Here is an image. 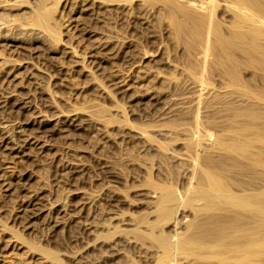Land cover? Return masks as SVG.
Listing matches in <instances>:
<instances>
[{
  "label": "rangeland",
  "instance_id": "1",
  "mask_svg": "<svg viewBox=\"0 0 264 264\" xmlns=\"http://www.w3.org/2000/svg\"><path fill=\"white\" fill-rule=\"evenodd\" d=\"M39 1L0 0V264H149L158 253L118 227L153 202L147 179L180 189L185 142L218 133L228 105L264 112L263 58L235 49V73L218 64L211 29L232 34L228 0H46L50 32L32 20ZM211 5L203 40L177 35L174 10Z\"/></svg>",
  "mask_w": 264,
  "mask_h": 264
},
{
  "label": "bare ground",
  "instance_id": "2",
  "mask_svg": "<svg viewBox=\"0 0 264 264\" xmlns=\"http://www.w3.org/2000/svg\"><path fill=\"white\" fill-rule=\"evenodd\" d=\"M45 2L46 0H40L39 6L36 4L37 6L35 7L37 8L35 11L33 10L36 13H34L35 15L32 14V20L36 26L48 29V32H50L52 29L49 22L50 14L44 8ZM228 2L231 4L233 14L231 22L232 34L230 33L229 37L224 38V36L218 34L219 30L214 26L215 24L211 29L216 36H214L216 40L214 39L215 42L213 41V47L217 55L218 64L220 67L226 68L224 70L235 73L234 65L229 62L232 59L230 53L235 49H239L246 56L248 64L249 62V65L252 63V67L256 65L255 60L258 55L262 56L263 60L258 61L256 66L258 67L257 70L259 69L264 74V0H228ZM168 3L170 5L173 4L172 0L171 3L170 1ZM169 4L165 3L166 7ZM179 5L183 9L185 8L178 3ZM168 7V10L171 11L172 8ZM209 7V11L207 10L206 14L193 13L195 11L191 9V11H187L188 13L186 12L187 15L185 13L182 15L185 11L182 8H178L177 12L174 10L175 8L177 9L175 6L173 9L175 13L181 14L182 17L185 16V20L183 18L178 20L176 18L178 14L174 16V11L172 12L174 15L168 11V14L171 13L169 18L177 35L181 38L191 39L194 42L203 40L206 29L204 28L205 24L210 20L214 11V5ZM227 61L234 67L233 69L227 65L225 67ZM236 79H234L236 81L234 84L237 85L238 79ZM258 99L264 105V93L259 95ZM246 106V108H239L242 110L241 112L228 105L231 113L226 108L224 115L226 113L228 116L231 114V120L229 121L226 115L228 121L227 118L224 120L225 122L223 121L224 124L222 123L221 126H224L221 127L218 133L216 131H214L216 134L213 132L212 129L215 128H210V126L213 127L214 125V122L213 124H210L212 123L210 122L208 126L214 136L208 130L207 132L204 131L206 134H201L203 135L202 138L200 137L201 139H189L185 142L186 150L191 153L182 151L181 156L186 157L187 153H189L187 154L188 156L191 155L187 158L183 156L178 158L179 160L184 158V162L186 160H191V162H189L190 164L187 168L186 164L188 161L186 163L182 161V164H185L184 166L187 168L185 171H187L185 172V177H183L184 181H182L184 184H181L182 182L179 184L176 181L179 186L181 185L180 189L170 177H167L168 182H162V177L159 178L161 182H155L156 179L153 181L152 179H147L145 185L148 187L147 190L150 191L146 194L149 193L147 198L150 199H142L144 200L142 202L145 205L147 200L153 201L150 203L152 208L147 203L149 207L145 206L144 214H141L140 217L138 215L139 218L137 220H132L133 224H135L134 227L129 225L130 227L128 229L125 227V229L119 226L118 228L121 230L119 231L118 229L116 232L114 229H117V226H115L116 228L112 230L113 234H111V231V233H107L106 229L105 232L107 234L101 233L104 236L101 234H96V236L94 234V240L99 235L103 236L102 238L111 235L108 239L112 240L107 241L111 244L118 231L123 234L121 237L124 238L126 233H131L130 229H132L131 234L136 242L140 241L143 244H148V247L144 245L145 249L152 248L153 252L156 251L158 253L157 255L154 253L156 255L155 258L153 256L154 261L149 264H264V112L255 111L254 105H252L254 108L249 105ZM226 122L228 123L225 124ZM216 124L214 127H216ZM183 145L182 143L181 148L184 149ZM184 152L186 153L185 155ZM163 155L162 157L158 156L160 159H164ZM163 159H161L162 163ZM168 161L172 163L171 160L168 159ZM168 161H164V163ZM184 166L181 168H184ZM168 171L169 174L172 173L170 170ZM177 171L173 172L177 173ZM178 172L180 173L181 171L179 170ZM182 172H184L183 169ZM164 174L168 176L167 172ZM180 174H174V176L178 175V177H181ZM163 179L166 180L165 178ZM178 180L180 182L181 179L178 178ZM146 186H143L145 187L144 189L147 188ZM140 188L143 189L142 187ZM138 189L137 191L140 190ZM137 191L135 190V192ZM141 191L139 192H143L142 195L145 196L144 190ZM153 193L154 195H152ZM146 208L153 210L150 212L153 215V219L150 217L151 219L148 220L149 218L145 217L146 213L149 214L148 211L146 212ZM125 230L130 231L126 232ZM112 235L115 236L113 237ZM101 236L96 240L102 239ZM117 238V240L120 239L119 237ZM128 238L127 236V241L132 240L131 237L130 239ZM102 240L104 241V239ZM124 242L126 241L124 240ZM140 242L139 244H141ZM139 244H135V247ZM92 246L95 249L96 245ZM112 247L113 245L110 248L107 246V249L114 250L117 248L113 249ZM133 247L131 246V248ZM138 250L140 251V249L136 248V252ZM143 251L146 252V250ZM150 254H146L147 257ZM138 255L141 256V252ZM118 256L117 260L119 261L121 257L120 255ZM141 257L145 260L146 256L144 257L143 255ZM117 260L116 262L118 263ZM136 260L130 261L129 264H133V261L134 264H140V261L135 263ZM140 260L142 262V259ZM145 261L142 263L145 264ZM112 263H115V261ZM119 263L121 264V262Z\"/></svg>",
  "mask_w": 264,
  "mask_h": 264
}]
</instances>
